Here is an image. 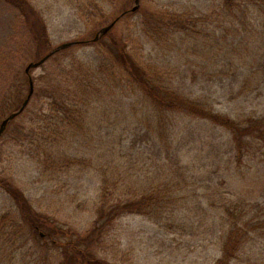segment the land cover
Segmentation results:
<instances>
[{
  "label": "rangeland",
  "instance_id": "obj_1",
  "mask_svg": "<svg viewBox=\"0 0 264 264\" xmlns=\"http://www.w3.org/2000/svg\"><path fill=\"white\" fill-rule=\"evenodd\" d=\"M30 1L48 25L53 49L77 43L31 70L35 93L0 137V178L18 185L48 224L33 237L0 188V264H60L59 244L92 230L105 175L126 174L125 186L163 208L122 215L83 247L110 264H214L222 255L223 210L247 205L249 217L264 213V142L239 156L225 127L176 113L162 119L177 132L167 154L156 134L161 115L131 80L116 43L217 113L235 120L262 117L264 0L241 6L140 0L135 12L129 11L135 0H95L94 9L86 0ZM124 11L129 13L93 41ZM161 12L200 17L201 34L151 38L144 23ZM41 56L20 12L0 1V123L27 97L25 68ZM56 102H71L72 109L59 112ZM63 157L74 163L61 167L55 160ZM51 229L54 237L46 234ZM9 237L15 244L3 243ZM251 240L233 264H263L264 239Z\"/></svg>",
  "mask_w": 264,
  "mask_h": 264
},
{
  "label": "trees",
  "instance_id": "obj_2",
  "mask_svg": "<svg viewBox=\"0 0 264 264\" xmlns=\"http://www.w3.org/2000/svg\"><path fill=\"white\" fill-rule=\"evenodd\" d=\"M0 1L8 3L20 12L24 23L30 31L31 39L33 43L36 44L39 54L45 56L53 50L48 25L40 11H38L30 0ZM86 1H88V5L94 9L95 0ZM244 1L245 0H225L226 3H237L238 6H241ZM246 5L248 6V3H246ZM200 21H202L200 17L191 14L177 13L173 15L168 12H161L153 21L144 23V29L151 38L157 40L163 38L167 34L178 32L186 36L196 37L202 32L201 28H199ZM116 44V55L122 60L124 67L128 70L131 80L139 86L144 97L146 96V98L150 100L151 105H154V108L159 111L161 115V121H159L160 125L159 128H157L156 134L161 135L167 154H170L175 149L172 139L173 135L177 134V132L175 130L176 127L174 128L173 125L162 119H164L165 115L176 113H184L193 117L210 120L214 124L225 127L231 133L232 141L239 156H241L245 150H247V152L250 151L257 142H264V116L235 120L226 115H221L217 113L206 100L192 99L182 94L174 86L161 79L154 69L142 66L140 62L131 57V54L127 51V45L121 46L118 43ZM3 101L6 102L4 99ZM72 104L71 102H68V104L56 102V105H58L57 111H70V109H72ZM67 158L68 157H63L62 161L61 159L55 161L62 163L61 167L66 168L74 163V159ZM130 177L131 175L127 174L125 176L117 175V177L116 175L113 177L105 175L98 198L97 217L93 223L92 230L83 238L78 237L77 240H73L67 244H59L62 245L63 248L62 261L60 264H110L105 258L98 259L93 257L92 253L83 247L82 242H91L92 233H96L97 231L101 233L107 226L112 225V223L122 215L130 213L149 214L154 211L155 208H163V206L159 205L157 207L151 206L152 202L156 201L155 198L147 194H141L139 196L136 189H133L132 186H125L126 184L123 183V181L126 180V178L130 179ZM123 186H125V189ZM0 188L10 196L14 204L19 208L21 217L20 220L18 217V220L28 225V233L33 237H40L42 234V227L48 225L45 215L34 208L25 192L10 179L0 178ZM122 190L125 194H122ZM151 199L154 200L151 201ZM246 206H241V208H230L227 206L223 210L222 215H224V217H226L225 213H227V224L222 233V255L214 264H233L232 261L237 257L239 252L246 247V244L252 241V237L254 239L256 236H259L264 239V213H255L254 216L249 217L248 215L251 213V210H248ZM2 233H5V231ZM46 234L54 237L56 232L51 229ZM12 239L13 238L9 237V239L6 241L4 240L3 243L13 245L15 243ZM55 240L56 239L53 241ZM57 241L55 242L58 246Z\"/></svg>",
  "mask_w": 264,
  "mask_h": 264
},
{
  "label": "water",
  "instance_id": "obj_3",
  "mask_svg": "<svg viewBox=\"0 0 264 264\" xmlns=\"http://www.w3.org/2000/svg\"><path fill=\"white\" fill-rule=\"evenodd\" d=\"M139 7H140V0H135L134 6L129 11L135 12L139 9ZM127 12L128 11L123 12L120 16L115 18L111 23L102 27L96 33L95 37L93 38V41L96 42V41L100 40L104 35H106L115 26V24L118 22V20L123 15H125ZM75 43H77V41H71V42L63 43L60 46H58L57 48H54L50 53L46 54L44 57H42L38 61H31L27 64V66L25 68V72L29 77V92H28L25 100L22 102L21 106L18 109L12 111L7 117H5L1 121V123H0V137L5 133L9 123L13 119H15L17 116H19L25 110V108L28 106V104H29L34 92H35V83H34V79H33L32 75H31V70L41 66L43 63L46 62L47 59H49L50 56H52L53 54H55L59 50L70 47V46L74 45Z\"/></svg>",
  "mask_w": 264,
  "mask_h": 264
}]
</instances>
